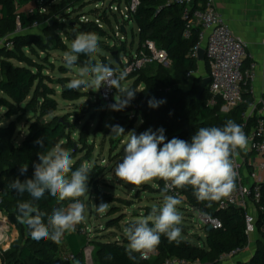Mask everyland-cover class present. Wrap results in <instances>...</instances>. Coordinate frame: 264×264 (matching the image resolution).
Returning a JSON list of instances; mask_svg holds the SVG:
<instances>
[{
	"label": "trees",
	"instance_id": "obj_1",
	"mask_svg": "<svg viewBox=\"0 0 264 264\" xmlns=\"http://www.w3.org/2000/svg\"><path fill=\"white\" fill-rule=\"evenodd\" d=\"M32 1L0 0V39L13 43V47L0 45V112L4 111V117L8 118V121L11 120L8 124L0 121V211L15 221L20 232L18 239L8 250H0V260L1 264H71L68 254H73L75 262L86 264L87 243L82 240L85 234L83 223L77 225L75 231L66 232L59 244L51 240L37 242L31 238L27 225L20 224L16 220L18 203L21 200H31V196L28 193L21 196L7 188L9 182L17 177L22 182L33 177V162H39L38 152H46L57 143L68 151L76 148V141L70 134L71 124L67 119L62 120V117L56 114L59 110V101L57 100L58 90L54 84H60L61 95L67 101L75 103L88 95L66 87L73 78L60 76L55 80L45 72L50 65L53 68L50 61L45 63L47 54L53 49H59L56 42L61 43V38L56 35L60 28L58 26L62 24L58 22L59 16L69 18L67 17L69 13L71 15L73 9L84 0H60L44 13L40 12V9L21 11L22 7ZM199 1L204 2V0H197ZM82 16L80 15L79 18ZM113 16L118 21V18ZM97 17L113 29L112 23L106 19V16L99 14ZM133 20L138 28V49L147 40H152L158 47L167 51L169 64L167 66L159 63L152 64L126 76L125 80L133 79L129 88L136 91L135 98L124 110L112 111L111 124L122 126L125 129V135L116 137L111 135L110 127L103 129V133L109 137L111 149L117 150L116 154L120 161L124 156L127 133L132 130L139 135L149 128L155 131L162 127L168 140L177 137L190 141L191 136L201 127H222L228 120H233L243 127V115L248 109L250 100L248 81L243 86V102L229 113H221L219 106L211 107L207 104L209 86L201 99L197 98L204 75L199 73V61L197 57L192 56V50L200 40L202 29L199 26L194 27L190 30V37L184 36L187 21L184 19L182 7L169 0H141ZM74 23L78 28V23L69 18L65 27L74 28ZM79 24L81 26L78 28L79 31L93 32L98 37L113 39L111 32L107 28H101L95 21L86 23L81 21ZM19 26L21 33H17ZM40 26L43 27L45 38L41 34L31 33ZM133 30L134 28L132 32ZM70 39L73 41L74 38L70 37ZM121 43L124 44L123 48L115 49L113 54L115 58L119 54V63L104 61L103 64L117 70L118 65L121 64V54L128 52L126 41ZM118 45L119 43L114 47ZM39 48L42 49L44 56L40 55ZM36 58L44 61L40 62ZM204 67L209 73L210 68L206 58ZM66 70L62 68L61 75H65L68 72ZM190 72H194L192 77L189 76ZM152 98L165 102L157 108H150L148 101ZM26 113H32L27 125L28 132L21 143L16 144L17 121ZM48 116L49 118L45 119ZM13 118L16 120H12ZM38 139H43L44 148L35 143ZM78 140L80 144L88 143L83 133ZM22 164H28V171L24 175L19 173ZM79 166L80 161L75 163L73 170ZM152 183H156L159 191H163L164 181L154 180ZM145 187L146 190L148 188L155 190L149 184ZM96 193L97 205L101 201L108 203L121 200L111 193L100 190ZM178 198L184 199L190 206L200 207L201 212L210 213L222 221L220 228H207L204 246L193 245L181 237L178 242H169L162 235L161 243L152 251L153 255L149 259L143 258L140 253H133L135 256L133 260L129 258L126 251L128 241L125 235L122 240L114 242H104L97 237L91 241L95 264H163L165 259L170 257L200 261L204 264H227L220 261L221 255L248 248L250 236L246 230V210L243 207L232 206L229 209H220V200L198 201L191 187L181 189ZM71 202L65 200L58 203L47 192L39 201H33L46 214L45 223H47V216L51 215L55 209L66 208ZM256 208L260 240L256 242L255 251L250 260L240 261L238 264H264V185L262 197L256 202ZM111 211L116 213L114 209ZM116 224H118V218H112L108 222L109 226Z\"/></svg>",
	"mask_w": 264,
	"mask_h": 264
},
{
	"label": "clouds",
	"instance_id": "obj_2",
	"mask_svg": "<svg viewBox=\"0 0 264 264\" xmlns=\"http://www.w3.org/2000/svg\"><path fill=\"white\" fill-rule=\"evenodd\" d=\"M99 37L93 32L80 31L75 34L71 48L63 54L66 66L71 69L80 62V56L91 58L99 53ZM127 73L103 63L86 61L79 69L78 78L71 79L66 87L79 91L81 88L99 91L101 87L116 89L112 111H122L135 98L136 91L124 86ZM165 101L149 99L148 106L157 108ZM141 123L143 121H140ZM109 126V125H106ZM111 135L124 136L125 129L119 124L110 125ZM35 143L44 148L43 139ZM248 148V138L243 127L228 120L222 127H201L191 136L190 141L177 137L170 140L161 127L151 128L136 134L127 133L123 159L114 168L118 180L139 188L154 180L164 181L163 201L153 205L148 215L130 222L123 231L128 241L127 254L135 259L133 253L145 256L161 243V236L169 242L181 236L182 215L178 210L181 200L167 194L171 189L191 187L198 201H218L228 196L236 188L237 172L235 157ZM39 162H33V177L23 182L19 177L7 185L9 190L21 196L28 193L31 200H21L17 205L16 220L27 225L33 240H51L59 244L63 235L75 231L76 226L85 220V204L80 197L88 193V181L92 171L90 163H82L73 170V159L60 143L46 152L37 153ZM28 171V164L19 168L21 175ZM48 193L57 202L72 201L67 207L57 208L47 216L33 201H39ZM109 203L101 201L96 206L99 214H104Z\"/></svg>",
	"mask_w": 264,
	"mask_h": 264
},
{
	"label": "rangeland",
	"instance_id": "obj_3",
	"mask_svg": "<svg viewBox=\"0 0 264 264\" xmlns=\"http://www.w3.org/2000/svg\"><path fill=\"white\" fill-rule=\"evenodd\" d=\"M111 1L112 0H84L81 4H78V7L73 9V13L71 15L69 13L67 17L72 18V20L77 22L79 28L81 27L79 23L82 20V17L79 18L80 15L86 16V18L82 20L85 21L96 18L99 14H102V16H106V19L112 23V27L114 31H116V18L112 13L99 8L102 4L104 6H108ZM58 2H60V0H33L31 3L32 7H30L34 10L40 9V12L44 13L47 12L53 4ZM30 7L29 9L26 8L25 12H29ZM43 9H45V11H43ZM60 18L61 16H59L58 22L62 24L60 26H58V24L56 25L60 27L58 28L56 35L61 38V43L56 42L59 49L51 50V52L46 56L47 61L45 63L50 61L53 65V68L50 65V68L46 69L45 72L47 74L52 76L55 80L60 76L78 78L80 67H82L89 59H91L92 63H103L104 61H111L114 63L118 62L119 54H117V58H115V55H113L115 54L114 50L123 48L124 44L118 42L119 45L114 47L113 39L108 37H99V53L94 54L91 58L81 55L80 62L69 69L63 60V54L71 48L72 40L70 37L75 38V34L80 31L77 27H75L77 26L75 23V29L66 28L65 26L68 24L69 18ZM52 25L55 26V23L52 22ZM103 26V28H107L108 31H112V28L109 26H106L105 24ZM21 32L22 30L18 27L17 33ZM31 33L41 34V36L45 38L43 27L41 26L35 28ZM125 41L128 51H137L139 40L138 28L136 26L134 27L133 32L128 31ZM39 50L41 52L40 55L44 56L45 54L42 49L39 48ZM27 52L30 53L29 51ZM36 60H40V62L44 61L40 58H36ZM199 65L200 71H202L203 75H205L204 62L199 61ZM120 67L121 65H118L117 70L120 69ZM62 68L65 70L67 69L66 71H68H65V75H61ZM132 82L133 79H128L124 80L122 83L124 86L129 88ZM54 86L58 90L57 100L59 101V110L56 114L62 117V120L67 119V121L71 124L72 130L70 134L73 140L76 141V148L74 150H69L74 162L73 166L78 161H80V165L85 162L92 165V171L88 181V193L79 199L85 204V220L82 223L86 233L83 235L84 238L82 240L87 243L86 247L88 248V252H91L92 254V256H88L87 264H95L91 241L93 239H97V237L101 238L104 242L122 240L125 235L123 231L124 227H126L128 223L148 215L150 213L149 208L151 211L153 205L158 206L162 203L165 193L163 191H159V186L156 183H147L155 190L150 188L146 190V184L137 188L136 186L126 184L115 177L114 168L120 162V159L117 157V150L113 151L111 149L109 137L103 133V129L109 127L113 122L112 110L109 108L112 101L110 100L109 102V100L102 98L101 89L99 91H92L91 89L87 91V89L81 88L79 91L88 95L74 103L67 101L62 97L59 83H55ZM116 94L117 90L115 89V93L112 98L113 100ZM76 112H78V114ZM31 117L32 113H26L17 121L18 130L15 141L16 144H20L24 136L27 134V125ZM48 118L49 116L45 119ZM12 120H16V118H13ZM0 121L1 123L8 124L11 120L8 121V118L4 117V111H1ZM81 133H83V135L87 138L88 143L86 145L80 144V141L78 140ZM97 190L111 193L116 198L121 200L108 202L109 207L106 212L104 214H99L96 211V206H98L96 203ZM184 204L185 203L181 201V204L178 205V210L183 218L180 225L182 229L180 237L189 241L193 245L204 246L207 229L200 217V213L198 211H193L190 208L186 209V205ZM112 209L116 210V213L112 212ZM253 212L256 213L255 210ZM112 218H118V224L115 226L108 225V222ZM250 240L251 246L249 245L248 248L244 250L245 252L243 251V255L238 256L230 263L238 264L240 261L249 260L250 254L253 253L256 247L253 235H251Z\"/></svg>",
	"mask_w": 264,
	"mask_h": 264
},
{
	"label": "built area",
	"instance_id": "obj_4",
	"mask_svg": "<svg viewBox=\"0 0 264 264\" xmlns=\"http://www.w3.org/2000/svg\"><path fill=\"white\" fill-rule=\"evenodd\" d=\"M178 4L183 9L184 19L187 21V28L184 36H191V29L201 27L202 31L199 36V42L192 50V56H198L200 47L205 48V58L209 63V73L205 72L204 76H209V95L206 102L211 107L219 106L221 113H229L239 106L244 98V83L252 79L255 75V65L251 64L249 70H244L243 65L248 58V44L242 38L236 36L232 29L225 21L223 15L217 10L215 0H169ZM141 4V0H112L108 6L102 4L104 11L110 12L118 18L116 21V31L112 29L114 45L117 42H124L130 25L134 24L133 17L137 13ZM45 11V9H43ZM86 18L82 16V20ZM81 20V21H82ZM95 21L101 28L104 23L99 17L83 22ZM126 27V33H122L120 27ZM20 27V26H19ZM1 44L7 47H13V43L0 39ZM168 65V53L165 49L160 48L152 40H147L140 49L132 52L121 54V67L119 71H125L127 75L138 72L139 70L152 64ZM194 72H190L192 77ZM115 89L101 87V96L104 99L112 101ZM243 131L248 138V148L241 151L235 157V170L237 172L236 188L228 196L220 199V209H229L232 206H241L246 210L245 220L247 226V234L258 233L257 226V208L256 202L262 197V187L264 185V98L257 102L249 103L247 111L243 115ZM164 188V187H163ZM181 189H171L167 194L178 197ZM193 211H198L203 223L207 228H220L222 221L210 213L201 212L200 207L190 206ZM264 230V228H263ZM86 233V231H84ZM88 234V233H87ZM63 239V238H62ZM244 250L237 249L231 253L220 256V261L228 262L240 254ZM91 252L85 248V258L87 261ZM153 252L147 253L143 258L149 259ZM71 261L75 260L73 254H68ZM163 264H204L200 261H188L177 257L165 259Z\"/></svg>",
	"mask_w": 264,
	"mask_h": 264
},
{
	"label": "crops",
	"instance_id": "obj_5",
	"mask_svg": "<svg viewBox=\"0 0 264 264\" xmlns=\"http://www.w3.org/2000/svg\"><path fill=\"white\" fill-rule=\"evenodd\" d=\"M215 4L234 34L248 44L249 55L244 61L243 69L246 71L250 69L251 64L255 65V75L248 80L250 88L249 103L257 102L264 98V0H215ZM30 6L32 7L31 3L22 7L21 11L25 12L26 8L29 9ZM31 7L30 10H32ZM181 201L185 203L186 209L189 208L184 199H181ZM19 233L15 221L0 211V250H8L12 243L18 239ZM252 235L254 243L260 240L259 233ZM249 245L251 246V243ZM244 252L240 255H243ZM252 254H250L249 260ZM234 259L226 263L232 264L230 262ZM71 264L78 263L72 262Z\"/></svg>",
	"mask_w": 264,
	"mask_h": 264
},
{
	"label": "water",
	"instance_id": "obj_6",
	"mask_svg": "<svg viewBox=\"0 0 264 264\" xmlns=\"http://www.w3.org/2000/svg\"><path fill=\"white\" fill-rule=\"evenodd\" d=\"M133 28H134V25L131 24L129 30H132ZM120 29H121L122 33H126V27L124 25H121ZM197 58H198V61L204 62V60H205V48H203V47L199 48ZM205 72L206 71H205V67H204V73ZM199 73L203 74L202 71H200ZM210 81H211V78L209 76H204L202 85H201L200 90H199L198 95H197L198 99H201L206 88L209 86Z\"/></svg>",
	"mask_w": 264,
	"mask_h": 264
}]
</instances>
